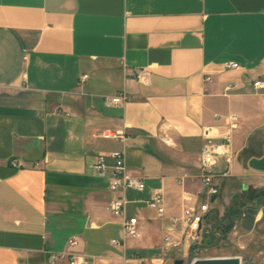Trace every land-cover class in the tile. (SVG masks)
<instances>
[{"label":"crops","instance_id":"crops-1","mask_svg":"<svg viewBox=\"0 0 264 264\" xmlns=\"http://www.w3.org/2000/svg\"><path fill=\"white\" fill-rule=\"evenodd\" d=\"M257 80L264 0H0V264H50L73 237L87 264H169L164 237L182 242L185 209L214 210L235 178L264 187V173L237 161L248 142L264 143ZM120 93L123 107L104 102ZM230 115L238 122L215 169L225 176L207 199L204 131L221 143ZM115 151L145 186L125 192L135 239L123 238L109 210L117 194L90 168ZM156 192L161 218L147 205Z\"/></svg>","mask_w":264,"mask_h":264},{"label":"built area","instance_id":"built-area-1","mask_svg":"<svg viewBox=\"0 0 264 264\" xmlns=\"http://www.w3.org/2000/svg\"><path fill=\"white\" fill-rule=\"evenodd\" d=\"M227 69H235L237 65L230 63L225 65ZM86 76L81 78V81ZM209 80V78L207 79ZM252 88L255 90L264 89V80H257L252 82ZM226 91L232 89L231 85H227ZM128 101L127 95L120 93L114 97H108L104 99V102L114 108H121ZM238 117L236 115H230L227 117V132L222 138V142L215 144L210 141V135L208 131H204V137L208 142L203 146L200 154L199 162V180L203 187V190L199 194H204L207 199L218 195L217 180L225 175H219L216 172V166L221 157L226 156L228 151L227 145L230 142V133L236 128ZM103 137L107 138H119V133H104ZM111 161V162H109ZM228 162V160H227ZM90 168L100 177L104 178L108 182V188L111 192L117 195L111 200L109 205L110 213L113 217L118 218L121 224V230L124 239H135L138 236V223L136 217H128L126 215L127 200L125 198V192L127 190L142 191L145 186L143 182L137 178H134L126 172L124 164V157L122 152H112L109 154H99L96 157L95 162ZM127 180V190L119 189V181ZM148 207L153 210L157 217L164 216V197L160 192L154 193L147 201ZM209 212L208 202L200 205L198 209L188 208L183 211V224L187 238L193 243L197 244L200 239V233L202 230L203 215ZM175 222V221H173ZM113 246L120 247L119 241H112ZM165 246L169 248H175L179 245L177 241H174L170 236L164 237ZM77 246V240L75 237L68 240L64 249L60 252H50L48 259L50 264H87L86 259L78 255L75 252Z\"/></svg>","mask_w":264,"mask_h":264},{"label":"rangeland","instance_id":"rangeland-1","mask_svg":"<svg viewBox=\"0 0 264 264\" xmlns=\"http://www.w3.org/2000/svg\"><path fill=\"white\" fill-rule=\"evenodd\" d=\"M259 141L254 139L248 142L238 157L237 161L244 167L247 168L251 158L264 155V143ZM247 173L250 171L247 170ZM256 185L251 179L235 178L234 187L229 189V193L223 192L221 204L220 200L209 203L214 210L207 213L208 219L202 225L199 242L193 244L185 232L169 264L175 260L191 264L196 259L207 258H238L241 264H264V187ZM244 214L256 217L254 228L250 231L241 228ZM226 223L229 226L223 228ZM185 243L189 244L188 251L183 250Z\"/></svg>","mask_w":264,"mask_h":264},{"label":"water","instance_id":"water-1","mask_svg":"<svg viewBox=\"0 0 264 264\" xmlns=\"http://www.w3.org/2000/svg\"><path fill=\"white\" fill-rule=\"evenodd\" d=\"M247 166L255 172L264 173V155L261 158H251ZM264 215V209H262ZM256 217L252 214H244L241 217V228L245 231H250L254 228ZM173 264H183L182 260H175ZM191 264H241L238 258H207L196 259Z\"/></svg>","mask_w":264,"mask_h":264},{"label":"bare ground","instance_id":"bare-ground-1","mask_svg":"<svg viewBox=\"0 0 264 264\" xmlns=\"http://www.w3.org/2000/svg\"><path fill=\"white\" fill-rule=\"evenodd\" d=\"M119 189L120 190H127V180H120L119 181ZM167 249H169V246H165Z\"/></svg>","mask_w":264,"mask_h":264},{"label":"trees","instance_id":"trees-1","mask_svg":"<svg viewBox=\"0 0 264 264\" xmlns=\"http://www.w3.org/2000/svg\"><path fill=\"white\" fill-rule=\"evenodd\" d=\"M208 217H206V219H207ZM229 226V223H226V224H224L223 225V228H227ZM221 227H222V225H221ZM203 240V239H202Z\"/></svg>","mask_w":264,"mask_h":264}]
</instances>
